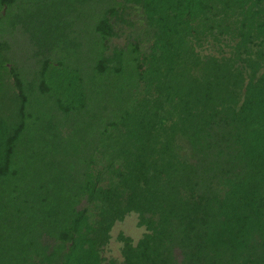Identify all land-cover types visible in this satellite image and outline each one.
<instances>
[{
	"label": "trees",
	"instance_id": "trees-1",
	"mask_svg": "<svg viewBox=\"0 0 264 264\" xmlns=\"http://www.w3.org/2000/svg\"><path fill=\"white\" fill-rule=\"evenodd\" d=\"M0 264H264V0H0Z\"/></svg>",
	"mask_w": 264,
	"mask_h": 264
},
{
	"label": "rangeland",
	"instance_id": "rangeland-1",
	"mask_svg": "<svg viewBox=\"0 0 264 264\" xmlns=\"http://www.w3.org/2000/svg\"><path fill=\"white\" fill-rule=\"evenodd\" d=\"M81 23L82 20L78 21L76 26L78 37ZM7 28L10 27L7 25ZM12 37L14 40L13 49L11 50L13 57L19 61L23 67H26V69L32 68L35 59L33 55L37 46H35L29 39L30 37L28 32L23 31V29H18L14 32ZM144 230L143 226L138 225V216L136 213H129L122 220L117 221L111 229L110 242L103 251V256L106 258L105 263H109L108 261L111 258H121L122 242L118 239L120 232L131 236L135 241H137L142 236Z\"/></svg>",
	"mask_w": 264,
	"mask_h": 264
}]
</instances>
